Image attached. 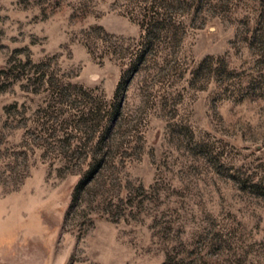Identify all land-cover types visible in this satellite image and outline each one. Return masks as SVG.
<instances>
[{
  "label": "rangeland",
  "instance_id": "374dc122",
  "mask_svg": "<svg viewBox=\"0 0 264 264\" xmlns=\"http://www.w3.org/2000/svg\"><path fill=\"white\" fill-rule=\"evenodd\" d=\"M0 264H264V0H0Z\"/></svg>",
  "mask_w": 264,
  "mask_h": 264
}]
</instances>
